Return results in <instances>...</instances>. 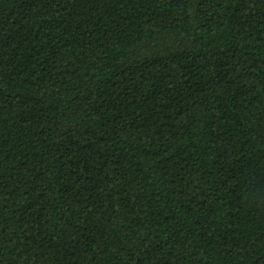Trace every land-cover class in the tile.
Returning <instances> with one entry per match:
<instances>
[{"label": "trees", "instance_id": "trees-1", "mask_svg": "<svg viewBox=\"0 0 264 264\" xmlns=\"http://www.w3.org/2000/svg\"><path fill=\"white\" fill-rule=\"evenodd\" d=\"M0 264H264V0H0Z\"/></svg>", "mask_w": 264, "mask_h": 264}]
</instances>
